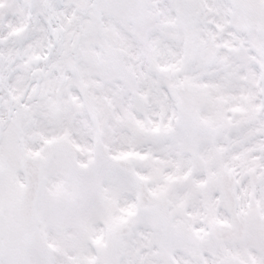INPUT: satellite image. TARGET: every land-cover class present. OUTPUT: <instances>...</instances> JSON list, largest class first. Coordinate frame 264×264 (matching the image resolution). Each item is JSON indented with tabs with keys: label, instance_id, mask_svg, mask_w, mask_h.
<instances>
[{
	"label": "snow or ice",
	"instance_id": "obj_1",
	"mask_svg": "<svg viewBox=\"0 0 264 264\" xmlns=\"http://www.w3.org/2000/svg\"><path fill=\"white\" fill-rule=\"evenodd\" d=\"M0 264H264V0H0Z\"/></svg>",
	"mask_w": 264,
	"mask_h": 264
}]
</instances>
